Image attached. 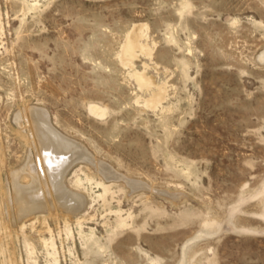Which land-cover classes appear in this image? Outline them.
<instances>
[{
    "label": "rangeland",
    "instance_id": "rangeland-1",
    "mask_svg": "<svg viewBox=\"0 0 264 264\" xmlns=\"http://www.w3.org/2000/svg\"><path fill=\"white\" fill-rule=\"evenodd\" d=\"M136 24L153 56L134 67L168 84L157 109L120 59ZM262 52L264 0H0V264H53L42 238L56 264H264ZM32 107L79 147L68 222L3 211Z\"/></svg>",
    "mask_w": 264,
    "mask_h": 264
},
{
    "label": "bare ground",
    "instance_id": "bare-ground-1",
    "mask_svg": "<svg viewBox=\"0 0 264 264\" xmlns=\"http://www.w3.org/2000/svg\"><path fill=\"white\" fill-rule=\"evenodd\" d=\"M144 29L145 26L140 24H136L132 27L124 41L125 44L122 47L120 59L124 66L131 69V76L136 80L139 89L142 90L143 93H148V97L140 96L137 103L148 109H157V107L163 104L167 99V82L163 81L159 83L155 80V76L149 74L147 64L143 65L144 68L141 70L135 68L133 63L134 60L139 58V54H143L149 58L153 56V46L142 41V32ZM260 56L259 64L261 65V62L264 64V52H262ZM25 113L28 115L29 124L32 127L31 132L36 143V149H33L31 155H33V153L34 155L28 159L21 170L19 169V171L15 170L12 172V183H8L6 187L4 186L3 211H7L10 218L11 215H15V213L16 216H25L27 218L29 215L31 216L34 211L48 207V211L51 215L55 217L57 216L55 214H61L65 221L68 222L73 217L74 213L81 210L85 204L83 196L80 193H75V190L74 192L69 191L65 188L64 183L66 174L76 163V161H74V156L79 152V147L76 148L77 146L73 143V140L71 141L68 137L66 138L65 135L63 136L62 133L49 123L50 116L44 109L32 107L31 109L28 108L25 110ZM22 114L24 113L21 112L17 116V121H19V117L22 116ZM22 137H24L25 141L30 145V137L23 133V131ZM79 144L80 143H78V145ZM104 167L105 169L107 168L106 166ZM29 180H31V182H29ZM85 181V186L86 183L91 186L93 183H96V186H104L106 183L105 181L95 182L92 179H87ZM49 187L55 194L53 199L51 198ZM85 189H87V187H85ZM97 195L99 197V194ZM46 199H48L49 202H54L53 208L55 209L51 210L49 203V206H47ZM44 222H46V219ZM69 234L70 229L67 228V238ZM48 240L47 238H42L40 241H42L41 244L46 249V254L52 258L53 264H56L59 261V254H57L58 249L54 243ZM180 264L192 263L183 259Z\"/></svg>",
    "mask_w": 264,
    "mask_h": 264
}]
</instances>
